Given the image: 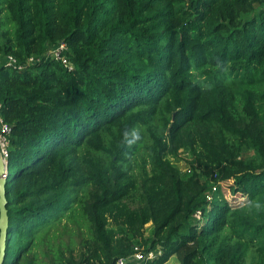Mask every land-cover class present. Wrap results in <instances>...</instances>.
<instances>
[{"label": "trees", "instance_id": "1", "mask_svg": "<svg viewBox=\"0 0 264 264\" xmlns=\"http://www.w3.org/2000/svg\"><path fill=\"white\" fill-rule=\"evenodd\" d=\"M8 56L41 61L0 67L4 264H116L137 242L162 250L145 264H264V0H0ZM65 220L79 257L55 250Z\"/></svg>", "mask_w": 264, "mask_h": 264}, {"label": "rangeland", "instance_id": "2", "mask_svg": "<svg viewBox=\"0 0 264 264\" xmlns=\"http://www.w3.org/2000/svg\"><path fill=\"white\" fill-rule=\"evenodd\" d=\"M262 7L263 5H256L257 11H259ZM251 15L252 14L245 15L244 17L249 18ZM173 164L179 168L183 178H188L192 174L193 160L188 151H184L182 153L181 160H173ZM223 189L227 193V198L231 201H233L237 197H241L238 199L239 201H242L244 199L243 192L240 189H236L235 187H233V183H228L226 185H223ZM210 196H212L211 193ZM75 218L76 221L78 220L79 222H81L80 219H78L77 214H75ZM65 223L68 226V229L65 230L64 232L63 230H61V236H59L56 239L54 238L53 240L56 244L55 250H57V248L60 247L61 250L64 251L66 255H69L71 249V252L74 253L76 257H79L80 253L85 251V249L83 248L84 246L83 243L88 236L85 233H83L84 228H81L82 227L81 224H79V226H76L70 222H67V220L63 222V224ZM109 231L112 234H114L116 237H120L127 234V229L125 227H117L111 225L109 227ZM146 237L148 239L153 238V225L151 223L148 224L146 227ZM137 244L138 245L136 246H139L138 242ZM42 250L45 251V247H43ZM44 260H49V258L46 259L44 258ZM177 263L179 264L176 258H172L167 264H177Z\"/></svg>", "mask_w": 264, "mask_h": 264}, {"label": "built area", "instance_id": "3", "mask_svg": "<svg viewBox=\"0 0 264 264\" xmlns=\"http://www.w3.org/2000/svg\"><path fill=\"white\" fill-rule=\"evenodd\" d=\"M67 49L66 44L61 43L55 48L49 51L50 56H54L69 68L73 66L68 61V58L63 56V52ZM40 59L30 58L26 64H19L15 58L12 56L6 57L4 60L0 59V67H13L17 69H23L26 65L34 64L40 62ZM11 133V127L5 123L0 115V154L6 165V170L8 173V157L10 152L9 135ZM217 187L213 188L216 191ZM213 196H208V200L211 201ZM162 255V250L160 248L156 249H143L140 246L134 247V253L129 257H121L116 261V264H145L146 262L153 261Z\"/></svg>", "mask_w": 264, "mask_h": 264}, {"label": "water", "instance_id": "4", "mask_svg": "<svg viewBox=\"0 0 264 264\" xmlns=\"http://www.w3.org/2000/svg\"><path fill=\"white\" fill-rule=\"evenodd\" d=\"M6 165L0 154V264H4L6 258V244L9 228L6 198Z\"/></svg>", "mask_w": 264, "mask_h": 264}, {"label": "clouds", "instance_id": "5", "mask_svg": "<svg viewBox=\"0 0 264 264\" xmlns=\"http://www.w3.org/2000/svg\"><path fill=\"white\" fill-rule=\"evenodd\" d=\"M8 175V174H7Z\"/></svg>", "mask_w": 264, "mask_h": 264}]
</instances>
